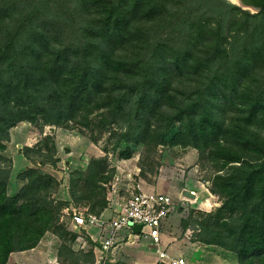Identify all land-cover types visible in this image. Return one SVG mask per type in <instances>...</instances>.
<instances>
[{
	"label": "trees",
	"instance_id": "trees-1",
	"mask_svg": "<svg viewBox=\"0 0 264 264\" xmlns=\"http://www.w3.org/2000/svg\"><path fill=\"white\" fill-rule=\"evenodd\" d=\"M56 1L0 0V131L31 115L61 125L95 110L132 112L140 137L152 131L162 141L177 128L175 145L207 155L223 172L210 188L224 200L211 216L223 231L202 224L198 241L234 253L238 264H264V22L252 26L254 16L220 1L244 16L231 23L240 26L234 38L246 37L233 58L221 51V25L182 24L151 42L153 24L173 12L167 0H73L78 22L71 31L68 0ZM242 1L263 13L264 0ZM182 33L190 39L185 50L167 44ZM10 175L0 168V264L37 248L49 232L74 242L77 235L61 224L70 204L53 197L54 180L30 168L19 175L26 185L10 195ZM99 182L107 178L80 198L98 200L97 215L109 205Z\"/></svg>",
	"mask_w": 264,
	"mask_h": 264
},
{
	"label": "rangeland",
	"instance_id": "rangeland-1",
	"mask_svg": "<svg viewBox=\"0 0 264 264\" xmlns=\"http://www.w3.org/2000/svg\"><path fill=\"white\" fill-rule=\"evenodd\" d=\"M72 1L68 0L70 10L66 15L70 31L72 24L78 22V12H75ZM220 1L254 16L252 26L264 22V11L258 15L260 11L243 9L228 0H167L171 2L170 10L173 12L170 11L167 20L161 24H153L151 42L167 38L182 24L181 27L190 29L194 25L203 27L207 24L211 29L221 25L224 28L221 51H228L237 58L246 37L234 38L233 32L240 26L236 24L238 27H234L231 23L233 20L242 24L244 16L237 11L222 9ZM54 2L57 4L56 0ZM171 40L167 44L185 50L190 39L182 33L173 35ZM123 113L95 110L87 120L78 117L61 125H54L51 122L54 118L31 115L30 121L21 122L8 132L1 130L0 143L6 146V150L0 153L3 156L0 168H11L9 194L15 195L26 185L27 182L19 178L20 174L30 168L39 170L54 180L53 197L70 204L62 213L64 229L79 236H85L86 229L75 227L74 215L98 211V200L82 201L80 198L95 189L93 183L101 176L107 178V183L97 184L103 189L108 203L118 206L114 209L124 206L138 188L148 193L167 194L173 197L175 211L165 224L163 245L172 255L183 257L190 264H238L234 253L198 241L203 234L202 224L223 231L211 216L216 215L224 200L210 192L214 176L223 172H216L207 155H201L192 147L175 145L172 138L177 128L166 134L162 141L152 131L146 133L143 135L146 142L141 143V132L130 120L129 115L133 116V113ZM94 161L100 162V166L90 170ZM190 193L193 198L188 196ZM227 222L239 226L237 217H228ZM53 238L52 232L46 235L49 241ZM58 240L56 249H59L61 261L65 264H88L100 260V256H94L92 248L82 249L81 241L72 242L68 235ZM53 246L51 242L41 245L47 253H53ZM118 253L120 256H115L114 264H136L129 246H120ZM31 254L26 252L25 256L31 258ZM154 261V256H144L140 264H152Z\"/></svg>",
	"mask_w": 264,
	"mask_h": 264
},
{
	"label": "built area",
	"instance_id": "built-area-1",
	"mask_svg": "<svg viewBox=\"0 0 264 264\" xmlns=\"http://www.w3.org/2000/svg\"><path fill=\"white\" fill-rule=\"evenodd\" d=\"M127 199L124 206L115 209L108 221L102 220L97 215L76 213L73 218L75 227L110 229L109 236L102 242L99 264H109L113 260L110 256L116 248L117 238L124 231L129 233V241L148 239L156 248V262L154 264H190L185 258L177 257L163 245L165 224L175 211L173 197L167 194L148 193L138 188ZM141 226L139 234L133 232V228Z\"/></svg>",
	"mask_w": 264,
	"mask_h": 264
},
{
	"label": "crops",
	"instance_id": "crops-1",
	"mask_svg": "<svg viewBox=\"0 0 264 264\" xmlns=\"http://www.w3.org/2000/svg\"><path fill=\"white\" fill-rule=\"evenodd\" d=\"M118 207L114 204H109V207L105 209L100 215H97L104 221H108L112 215L114 214V208ZM74 233H77L74 231ZM110 234V229L105 228L100 229L98 227H90L86 228L85 230V236H79L77 235V238L75 241L80 242L83 244L82 249H85L86 247L92 248L94 256H101V245L102 242L109 236ZM48 235V233H47ZM54 238L49 241L45 237L42 239L41 243L37 246V248L31 250V251H26L32 253L29 258V256H25L26 252H17L13 253L9 259V262L7 264H65L61 261V258L59 256H62L59 249H56V243L59 238H57L53 234ZM129 233L128 231L122 232V234L117 238L118 242L116 244V249L113 250L110 256H113V260L109 264H114L115 263V256H120V253H118V250L120 249V246H129L132 249V256L135 257L136 264H140L141 259L144 256H154L155 261L152 263L154 264L156 262V248L151 245V242L148 239H141L139 238L138 240H133L132 238L129 241ZM47 240V241H46ZM60 241V240H58ZM45 242L48 243H53V253H47L44 251V248L41 247L42 244ZM33 256H36L33 258ZM99 264L98 262H94V264ZM92 264V263H89Z\"/></svg>",
	"mask_w": 264,
	"mask_h": 264
},
{
	"label": "water",
	"instance_id": "water-1",
	"mask_svg": "<svg viewBox=\"0 0 264 264\" xmlns=\"http://www.w3.org/2000/svg\"><path fill=\"white\" fill-rule=\"evenodd\" d=\"M238 2H239V6L240 7H242L243 9H246V10H249V9H251V10H254V11H258L256 8H254V7H252V6H248V5H246L242 0H238ZM188 196L190 197V198H193L194 196H193V194H188ZM140 230H141V226H136L135 228H133V232L135 233V234H139V232H140Z\"/></svg>",
	"mask_w": 264,
	"mask_h": 264
},
{
	"label": "bare ground",
	"instance_id": "bare-ground-1",
	"mask_svg": "<svg viewBox=\"0 0 264 264\" xmlns=\"http://www.w3.org/2000/svg\"><path fill=\"white\" fill-rule=\"evenodd\" d=\"M228 1L236 5L239 4L238 0H228Z\"/></svg>",
	"mask_w": 264,
	"mask_h": 264
}]
</instances>
